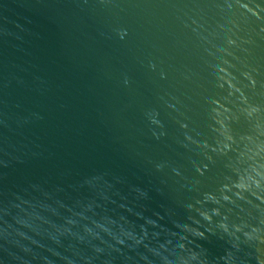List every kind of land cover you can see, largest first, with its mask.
Returning a JSON list of instances; mask_svg holds the SVG:
<instances>
[{
	"label": "water",
	"instance_id": "95a60500",
	"mask_svg": "<svg viewBox=\"0 0 264 264\" xmlns=\"http://www.w3.org/2000/svg\"><path fill=\"white\" fill-rule=\"evenodd\" d=\"M0 264H264V0H0Z\"/></svg>",
	"mask_w": 264,
	"mask_h": 264
},
{
	"label": "clouds",
	"instance_id": "9594fccd",
	"mask_svg": "<svg viewBox=\"0 0 264 264\" xmlns=\"http://www.w3.org/2000/svg\"><path fill=\"white\" fill-rule=\"evenodd\" d=\"M225 199H228L227 196L224 197ZM212 213L214 214H219V209L217 208H213L212 210ZM201 215L205 218V219H208V220H211L212 216L209 214L208 211H202ZM198 235L200 236H203L204 234L201 232V233H198ZM246 236L248 235L247 233L245 234ZM252 237L249 236V239H251Z\"/></svg>",
	"mask_w": 264,
	"mask_h": 264
}]
</instances>
